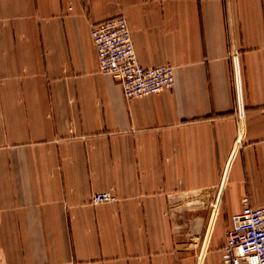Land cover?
Listing matches in <instances>:
<instances>
[{
    "label": "crops",
    "instance_id": "crops-1",
    "mask_svg": "<svg viewBox=\"0 0 264 264\" xmlns=\"http://www.w3.org/2000/svg\"><path fill=\"white\" fill-rule=\"evenodd\" d=\"M116 15L172 88L126 98L99 70L90 28ZM244 195L264 203V0H0V264H224Z\"/></svg>",
    "mask_w": 264,
    "mask_h": 264
},
{
    "label": "built area",
    "instance_id": "built-area-1",
    "mask_svg": "<svg viewBox=\"0 0 264 264\" xmlns=\"http://www.w3.org/2000/svg\"><path fill=\"white\" fill-rule=\"evenodd\" d=\"M90 33L99 70L116 80L126 98L148 96L174 86L173 65L146 67L139 63L125 16L92 23ZM117 199L111 190L100 191L92 193L90 203ZM225 235L224 264H264V203L253 205L244 195L241 209L230 216Z\"/></svg>",
    "mask_w": 264,
    "mask_h": 264
},
{
    "label": "rangeland",
    "instance_id": "rangeland-1",
    "mask_svg": "<svg viewBox=\"0 0 264 264\" xmlns=\"http://www.w3.org/2000/svg\"><path fill=\"white\" fill-rule=\"evenodd\" d=\"M216 193H211L209 191L202 190L196 195H189L185 198H181L180 205L181 208L185 211L194 212V206L198 207L199 213L201 214L200 220L197 224L192 223L188 225V235L185 241V247L189 248H203L205 236L207 234V228L209 224V220L214 208V202L216 199ZM222 214V210L220 206L217 208V216L215 220L214 226H216L215 231V240L217 241L222 235L226 222L223 217H220ZM217 223V225H216ZM227 227V226H226ZM226 230V228H225ZM208 246V239L205 247Z\"/></svg>",
    "mask_w": 264,
    "mask_h": 264
}]
</instances>
